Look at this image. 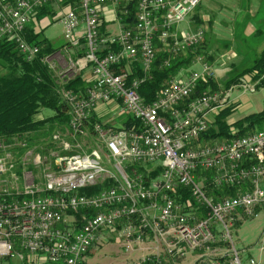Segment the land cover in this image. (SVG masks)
<instances>
[{"label":"built area","instance_id":"built-area-1","mask_svg":"<svg viewBox=\"0 0 264 264\" xmlns=\"http://www.w3.org/2000/svg\"><path fill=\"white\" fill-rule=\"evenodd\" d=\"M54 1L0 0V41H13L25 59L33 61L40 47L25 40L27 27L40 8ZM201 1L79 0V6L70 7L60 19L67 41L60 52L77 51L82 41L86 47L84 58L70 60L62 81L91 69L84 93L63 91L72 140L80 153L58 157L53 170L44 167L41 154L22 143L23 166L31 160L35 171H42L38 177L25 169L19 177L17 150L0 143V177H8L0 180V257L24 259L29 254L50 264H83L100 237L121 233L125 252L138 244L152 253L137 264H177L188 253L197 255L195 264H260L242 261L232 228L239 216L252 218L264 211V128L231 141L202 144L209 118L229 107L232 97V90H207L193 99L202 82L217 78L202 55L191 63L201 65L199 71L182 66L151 103L139 94L158 51L176 59L205 43L203 29L179 33L177 28ZM131 2L137 3L135 22L126 28L121 15L129 13ZM109 6L118 9V30L104 34L102 13ZM54 56L45 61L51 64ZM129 62L140 64L141 78L129 80L126 69L117 73ZM164 65L171 67L170 59ZM239 85L256 90L250 78H241ZM111 103H117L119 116L134 117L138 127L95 123L91 133L93 114ZM63 143L71 150L67 140ZM133 165L147 168V178L136 169L129 172ZM157 168L159 175L151 177ZM106 182L111 187L97 195L80 194ZM224 188H234L237 195L216 200L215 192ZM82 211L96 214L85 217L78 228L73 215ZM260 244L264 251V240Z\"/></svg>","mask_w":264,"mask_h":264},{"label":"trees","instance_id":"trees-1","mask_svg":"<svg viewBox=\"0 0 264 264\" xmlns=\"http://www.w3.org/2000/svg\"><path fill=\"white\" fill-rule=\"evenodd\" d=\"M71 2V7L76 8L79 6V0ZM136 4V2H131L127 7L129 13L121 15L126 28L133 27L136 16ZM49 6L40 8L35 16V20L48 13L47 7ZM106 26V23H103L102 33L104 34H108V31L105 29ZM43 33L44 31L35 33L31 24L27 27L25 40L31 45L40 47V53L33 61H27L13 41L8 39L0 41V143H6L12 150H17L18 158L16 160L17 167L15 173L19 177L23 176L26 169L21 162L24 155L21 147L22 143H28L29 149H35L36 153L41 154L45 163L44 167L51 166L53 170L57 169L55 160L58 157L80 153V150L75 148L76 142L72 140V131L69 127V107L63 99V91L71 90L78 94L84 93L88 86L84 77L85 71H82L74 79L67 82L62 81L61 76L45 61V59L56 54L57 50L43 37ZM204 44L196 52H189L186 56L176 59H171L169 55L158 51L151 77L141 85L139 90L140 96L147 103H151L169 78L177 75L182 66L190 68L194 58L197 55L203 54ZM157 48L160 49V45ZM114 49L117 48H109V50ZM85 54V42L82 41L81 47L74 54V60L77 61L84 58ZM169 59L171 67H165L164 63ZM207 60L211 61L212 57L207 58ZM127 64L122 65L121 69L117 70V73L120 74L124 69H127ZM135 66L133 72L129 75V80L143 76L144 72L140 64L135 63ZM263 76L264 50L260 56L254 59L252 66L244 69L240 74L230 79L227 89L231 85L239 84L241 78H250L253 83L259 82L256 90L263 89ZM207 90L216 92L219 91V88L215 84V81L202 82L193 99ZM46 109L54 111L55 115L48 118H39L42 111ZM236 109V106L230 105L215 114L214 119L209 123L208 132L201 139L202 144H209L214 141H231L264 128L263 110L260 114H254L235 122L232 126H236L237 131L229 132L228 127L230 125L225 121V118L233 115ZM117 122L127 129L138 127V121L132 116H121ZM95 123L105 122L93 114L91 123L89 124L91 133H93L92 126ZM109 126H112V124H109ZM66 140L71 146V150L69 151L64 148L63 141ZM148 168H151V166H148ZM130 169H136L144 177L148 174V169L145 167L133 165L129 166V172ZM27 170L35 171L33 166H28ZM160 170L161 168H157L150 176H158ZM41 171H35V173L39 174ZM110 187L111 183L106 182L93 188L82 189L80 190V194L86 196L97 195ZM235 195L237 193L234 188H224L217 190L214 197L218 200L223 196L230 197ZM185 197L188 198L189 194L185 193ZM183 200L177 197V202L182 203ZM95 214L96 212L94 211H82L73 216L79 228L85 217L94 216ZM220 247H226V245L221 244ZM180 262L177 264H180Z\"/></svg>","mask_w":264,"mask_h":264},{"label":"rangeland","instance_id":"rangeland-1","mask_svg":"<svg viewBox=\"0 0 264 264\" xmlns=\"http://www.w3.org/2000/svg\"><path fill=\"white\" fill-rule=\"evenodd\" d=\"M60 16L61 11H58L55 16L51 15L48 18V27L43 33V37L57 50L58 54H54L50 65L59 76L70 71L69 68L72 65L70 60L74 62L73 55L76 52V50L72 53L60 52L67 45L64 38V26L59 21ZM177 28L179 33L197 28L205 31V46L202 56L212 57L209 63L217 73L215 84L218 86L219 92L232 90L230 104L238 101V108L234 114L225 118V121L230 125L229 132L237 131L236 126H232L235 122L254 114H260L264 110V89L250 92L245 91V88L239 84L231 85L227 89L230 79L252 66L254 59L260 56L264 50V0H202L194 15ZM255 28H259V32H255ZM109 29L118 30L117 25L113 22ZM189 69L190 71H199L201 65L196 64ZM54 115V111L46 109L42 111L39 118H48ZM26 163L27 170L28 166H32L31 160ZM38 177H41L40 173ZM6 178L8 177L3 176L0 177V180H8ZM120 234H114L111 238L102 236L99 246L91 250L86 264H137L140 259L152 254L150 251L144 250L146 246L138 244L133 245L131 252H125V241L120 237ZM232 235L233 242L244 263L250 259L264 263V254L261 258L260 250V243L264 240V211H260L252 218L244 215L239 216L238 223L232 228ZM185 259L187 263H194L197 255L188 253Z\"/></svg>","mask_w":264,"mask_h":264},{"label":"crops","instance_id":"crops-1","mask_svg":"<svg viewBox=\"0 0 264 264\" xmlns=\"http://www.w3.org/2000/svg\"><path fill=\"white\" fill-rule=\"evenodd\" d=\"M71 1H73V0H55L49 7H47L49 12L45 13L44 16H42L38 20H35L33 23H31V26L35 30V33H39L41 31H44L46 29V27H48L47 26V23L49 22L48 18L51 15L55 16L58 11H61V16L59 18V21H60V19L69 11V9L71 7V3H72ZM117 10L118 9L115 6H109V7L105 8L103 10V13H102L103 14V19H104V22L107 25L106 28H105L106 31H111L109 29V26L111 25V22H113V24L116 25L115 20H116V17H117ZM44 22H45V24H43ZM255 32H259V28H255ZM72 51H74V49H70L69 53L70 52L72 53ZM135 67H136L135 63L129 62V64L127 65V69H126V71H124V73L130 75L133 72ZM84 71H85V75H84L85 79H89L91 77V69L89 68V69L84 70ZM253 84H256V87H257L259 82H254ZM230 105H234V106H236L238 108V101H234ZM118 109L119 108H118L117 103H111V104H108V105L101 106L94 113V115H96L99 119H103L104 122L113 125V124L118 123L117 121L121 117V116H119ZM211 116H212V118L211 117L209 118L210 121H212L214 119L215 114H213ZM113 235H114L113 233H106L103 236H105V237L107 236L108 238H111V236H113ZM100 239H101V237L99 238V240L96 243L94 248L99 246ZM260 250H261V258H262L263 254H264V251L261 248H260ZM90 253H91V251L85 257V259L83 261V264H86L87 258L90 255ZM0 258H1V264H50L43 257L29 255V254H25L24 259H20L18 257H3V258L0 257ZM196 261H197V259H196ZM196 261H194V263H191V262L187 263V261L185 259V260L181 261L180 264H195ZM260 264H264V263L260 261Z\"/></svg>","mask_w":264,"mask_h":264}]
</instances>
